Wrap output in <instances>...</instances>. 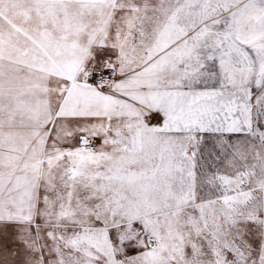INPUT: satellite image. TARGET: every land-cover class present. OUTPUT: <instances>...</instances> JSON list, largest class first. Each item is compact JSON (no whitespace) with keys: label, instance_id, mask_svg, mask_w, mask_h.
Instances as JSON below:
<instances>
[{"label":"snow or ice","instance_id":"1","mask_svg":"<svg viewBox=\"0 0 264 264\" xmlns=\"http://www.w3.org/2000/svg\"><path fill=\"white\" fill-rule=\"evenodd\" d=\"M0 264H264V0H0Z\"/></svg>","mask_w":264,"mask_h":264}]
</instances>
